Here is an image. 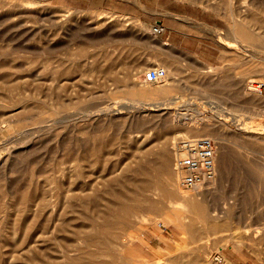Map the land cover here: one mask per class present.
<instances>
[{
    "label": "rangeland",
    "instance_id": "obj_1",
    "mask_svg": "<svg viewBox=\"0 0 264 264\" xmlns=\"http://www.w3.org/2000/svg\"><path fill=\"white\" fill-rule=\"evenodd\" d=\"M263 9L264 0H0V264H33L27 260L30 240L34 264H217L219 257L226 264H264V138L243 137L212 118L231 167L216 186L220 192L212 182L201 187L205 204H214L225 224L215 230L188 209L175 228L169 213L155 206L167 201L159 191L137 190L120 200L107 192L125 180L128 165L142 162L154 170L163 148L177 178L173 142L205 131L175 130L173 112L188 123L199 110L264 123V85L259 96L245 93L246 82L264 79ZM158 24L165 27L160 36L153 31ZM157 39L169 42L171 51ZM152 68L165 69L167 79L146 83ZM144 88L171 90L175 105L144 106ZM125 105L120 118L100 113ZM98 143V161L79 160ZM85 182L99 189L105 221L97 225L124 224L108 203H138L123 232L136 238L74 234L82 226L98 231L84 218L97 213L73 199L94 197L91 190H73ZM21 194L34 202L27 207ZM141 214L153 220L139 230ZM245 230L249 234L233 250L229 237Z\"/></svg>",
    "mask_w": 264,
    "mask_h": 264
},
{
    "label": "bare ground",
    "instance_id": "obj_2",
    "mask_svg": "<svg viewBox=\"0 0 264 264\" xmlns=\"http://www.w3.org/2000/svg\"><path fill=\"white\" fill-rule=\"evenodd\" d=\"M260 14H264V9L260 12ZM255 16H256V14L254 13L252 15V17L254 18ZM153 31L155 34L159 35V33L156 31L155 27L153 28ZM263 76H264V70H263ZM263 85H264V79H262V81L259 82L258 84H254L252 82H246L245 93L247 95L255 94V95L259 96L261 93L260 89L262 88ZM171 93H172V91L168 90L167 88H164L162 90H153L151 88H144L142 90V97L143 98L140 100H142V101L146 100L147 101L144 106L156 107V108L168 107L167 109H170L169 106L175 105L174 104L175 96ZM164 101H168V103H165ZM136 106H138V105H136ZM124 109H129V105L128 106H126V105L121 106L120 108H110V107L109 108H103L100 110V113L106 117L112 116L113 118L114 117L120 118V117H123L122 115H123ZM94 115L98 116V114H96V113ZM212 115L213 116H206L202 113V111L199 110L196 112L195 115H192L190 117L191 122L188 123V122H185L186 118H184L181 114H179V112H173L170 115V124L173 126V128L175 130L178 129L180 126L181 127L204 128L205 133L202 134L201 136L209 137V138H212V139L219 142L221 152L218 151V153L220 152V157L218 154V159H217V163H216L217 164V178L215 180H213L211 183L212 186L214 185L213 186V189H214V187H216L217 185L219 186V182H221V180L224 178V175H225L224 172L226 171V169L228 170V168L230 167L228 164V161L230 158V152H229V150H227V146L224 145L225 144L224 143L225 138L223 137V134L220 131L216 130V128H215L216 125H215V123H213L212 118H215L216 119L215 122L222 125V127L224 129H231V130L241 134L243 137L254 138L257 140L264 138V137L260 136V135L264 134V123L257 125V126H252L249 123H247L245 120H243L242 118H239V115H238V117H235V114L229 113V112H225V114H217V115H215L213 113ZM97 130L99 131L100 128H98ZM176 136H178V135H175V137H173V138L176 139ZM189 138H191V137H189ZM101 145L102 144L98 143L97 146L94 147L91 151H87L85 149L84 151L86 152V154H85L86 156L79 158V160L80 161H85V160L87 161V160H89V157H90V159L92 157L94 159V161H98L100 158V154H101L100 153ZM239 147L244 149L242 146H239ZM218 149H219V146H218ZM246 153L249 154L248 150H245V155L248 156ZM248 158H250V157H248ZM235 159H237V158H235ZM237 160H239V159H237ZM168 164H170L168 151L166 148H163L159 154L158 164L155 163V166H153V167H155L154 170H151V166H149L146 163H142V162L138 163L136 166L128 165L124 169L125 180H123L120 184H117V186H115V185L109 186L107 192H109L116 199L120 200L119 198L128 199L132 194H135L137 190H145V189L149 188V189H153L154 191H159V193H161L162 196L167 197V201L165 203H163V201L162 202L159 201L155 204V206L158 209V211L159 210L160 211L166 210L167 213H169V215L167 216L168 220H169L170 224H173L175 226V228H179V229L181 228L182 224L180 222L182 219V211L187 210V209L190 211H193V210L198 211V215L200 217H202L203 219H205L209 223L210 229L215 230L218 227L225 225V224H222V222H221L222 221V215L217 211V209L215 208V205L214 204H212V205L205 204L206 201H205V198L203 199V197L205 195L207 196V194L202 193V190H201L202 186L195 188L194 189L195 193H192V194L188 193V192L185 193V191L183 192L180 189V185L178 188V186L176 184V183H178V182H176L178 179V176H176L177 178L175 179L174 173L170 170V167L168 166ZM227 166H229V167L227 168ZM174 171H175V168H174ZM97 173H98L97 170H95V172L91 171V173L87 174V177L91 178V177L95 176ZM132 173L139 175L140 178L138 180H136V178L131 179V177L129 175H131ZM175 175H177V174L175 173ZM226 175H228L227 171H226ZM226 177L228 178V176H226ZM162 179H164V180H162ZM228 180H226V181H228ZM224 181L225 180H223L222 183H224ZM226 186H227V184H226ZM220 188H222L221 185H220V187L217 188L219 190V192L221 191ZM226 188H223V189H226ZM73 190L74 191L79 190V191H83V192L85 190L86 191L87 190L93 191V194H94L93 198H91V197L87 198V199L85 198L86 200H84L83 199L84 197L80 198L79 196H76L73 199H74L76 204H80L85 209H92L94 211V213H97L93 217L85 216L84 218L86 220L90 221L94 226L98 227V231L96 233H88L86 230V227L82 226L80 229L73 231L76 236L82 237L84 239H88V238L89 239H93V238L94 239H96V238L104 239V238H107L109 240H117L118 238L121 239L124 237V233H123L125 230L124 224L125 223L129 224V222L131 220V216L133 214H135L137 211H139V209L137 208L138 207L137 202H135V204L132 206H126L124 204L119 205V204H115L112 202L108 203V205H107L108 208H114L115 210H118V212L121 215V219H123L124 224L121 225L120 227H116V225L109 224V223H107V224L105 223L102 226H100V225H97L98 220H102L104 222L105 217H104V213L101 212L100 208H99L100 207L99 198L96 197V195H95L98 193L99 189L95 186L94 182H85L81 185H78V186L76 185L73 188ZM213 191H215V190H213ZM209 192L211 193L212 190H210ZM209 192H208V194H209ZM223 193H226V191H224ZM212 194H213V192H212ZM215 194H216V192H215ZM222 196H225V195H222ZM213 197L214 196H212V198ZM19 198H20L21 203L23 201L27 202V207L29 206L28 203L30 204L31 201L34 202L33 197H30L27 194H21ZM217 199L219 200V198H217ZM217 199L215 198V201ZM213 200H214V198H213ZM166 203H167V205H165ZM224 208L226 209V206H224ZM224 218L225 219L228 218L231 221V216L229 214H226L224 216ZM152 220H153V218H151L147 215L141 214L140 215L139 230H142L143 228H145L148 225V223H150ZM230 221H229V223L231 224ZM229 223H226V224L228 225ZM256 230H258V229H256ZM191 232H193V230ZM258 232H259V230H258ZM240 233L241 232H236L229 237V241L234 240V242H235V245L233 246V250H237L239 243L241 242V238H243L245 235L249 234V231L245 230L244 235L240 234ZM254 233L257 234L256 231ZM258 235H256V236H258ZM126 236H127V240H130L132 236L135 237V234L130 232L127 235H125L124 238H126ZM252 236H253V233H252ZM32 242H33V240H30V241H28V244H27V253L30 254L28 256L27 260L30 263H32V261H33V264H34V262H36V257H35V250L32 247ZM141 242H143V241L141 240ZM217 261H218L217 264H226V262L221 257L217 258ZM149 264H153V263H149Z\"/></svg>",
    "mask_w": 264,
    "mask_h": 264
},
{
    "label": "built area",
    "instance_id": "obj_3",
    "mask_svg": "<svg viewBox=\"0 0 264 264\" xmlns=\"http://www.w3.org/2000/svg\"><path fill=\"white\" fill-rule=\"evenodd\" d=\"M159 34L165 31L161 24L155 27ZM167 79L163 68H152L145 73L146 83H159ZM174 168L179 185L191 190L211 183L217 176L218 143L209 137H180L173 142Z\"/></svg>",
    "mask_w": 264,
    "mask_h": 264
},
{
    "label": "crops",
    "instance_id": "obj_4",
    "mask_svg": "<svg viewBox=\"0 0 264 264\" xmlns=\"http://www.w3.org/2000/svg\"><path fill=\"white\" fill-rule=\"evenodd\" d=\"M131 19H133V20H135V21H137L135 18H131ZM158 36H160V35H158ZM175 38L172 40V37L170 36V35H168L167 37H166V39H169V40H171V41H176V37H177V35H175L174 36ZM158 40V42H159V45H160V47L161 48H164V49H170V50H168V51H171V48H170V46H171V44L169 43V42H167V41H160L159 39H157ZM165 51H167V50H165ZM169 55H174V54H177L176 52H172V54H170V53H168Z\"/></svg>",
    "mask_w": 264,
    "mask_h": 264
}]
</instances>
